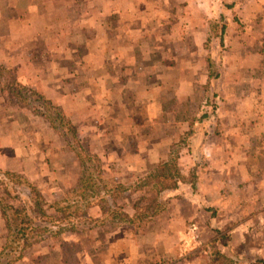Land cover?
I'll return each instance as SVG.
<instances>
[{
	"label": "crops",
	"instance_id": "crops-1",
	"mask_svg": "<svg viewBox=\"0 0 264 264\" xmlns=\"http://www.w3.org/2000/svg\"><path fill=\"white\" fill-rule=\"evenodd\" d=\"M28 2L0 8L5 19L20 9L31 27L19 33L0 21V82L43 55L30 73L58 76L42 95L60 105L106 174L134 179L178 150L182 171L196 179L169 190L167 209L144 231L75 228L12 264H200L187 254L206 237L223 245L216 252L225 264H264V0ZM221 18L222 42L208 40ZM13 42L33 45L12 56L3 43ZM1 91L0 168L24 174L50 201L62 198L77 183L75 152L46 118ZM134 199L120 202L130 215ZM86 216L103 213L92 206ZM5 238L0 211V264L11 258Z\"/></svg>",
	"mask_w": 264,
	"mask_h": 264
},
{
	"label": "trees",
	"instance_id": "trees-1",
	"mask_svg": "<svg viewBox=\"0 0 264 264\" xmlns=\"http://www.w3.org/2000/svg\"><path fill=\"white\" fill-rule=\"evenodd\" d=\"M224 33L226 25L221 18L220 22L211 25L208 40L215 36L222 42ZM37 95L45 105L36 106V113L45 117L75 152L77 183L65 196L50 201L24 174L0 168V211L6 224L4 247L6 254L11 255L5 264H12L23 257L24 252L36 242L46 238L62 241L65 233L75 228L132 225L136 231L144 230L167 209L165 194L169 190L176 189L187 178L196 179L194 172L187 176L184 174L179 163V151L176 150L169 159L160 162L144 176L132 182H117L105 173L98 155L83 146L76 128L63 111L49 103L42 94ZM25 106L35 107L31 104ZM57 119H61V125L56 123ZM132 195L136 196L133 201L135 212L130 215L120 201ZM92 206L101 208V218L86 216ZM65 244L66 250L73 256L76 252L74 245Z\"/></svg>",
	"mask_w": 264,
	"mask_h": 264
},
{
	"label": "rangeland",
	"instance_id": "rangeland-1",
	"mask_svg": "<svg viewBox=\"0 0 264 264\" xmlns=\"http://www.w3.org/2000/svg\"><path fill=\"white\" fill-rule=\"evenodd\" d=\"M5 1L6 0H0V8L4 5ZM12 1H13V3H12L13 6H15V4H18V5L21 4L22 5V3L24 1L26 2V0H12ZM28 1H29L28 3H30V2H33L34 0H28ZM12 14H14L13 16H16L17 19H13ZM20 14H21L20 9L16 10V7L13 9V11H9L7 9L5 11V17L6 16L7 17L10 16L11 18L9 19V18L6 17L7 19H5L4 16H3V13L1 12L0 21L3 20V22H6L7 24H11L12 27H13V30L16 31V32H19V33H21L23 30H27V31L30 30L31 27H29L27 29V28H25L24 23H21V20H20V17H19ZM23 22H24V20H23ZM4 28H5L4 23L3 24L0 23V29L4 30ZM31 45H33V44L32 43H28V42H25V43H22V42L14 43L13 42V43L8 44L7 46H6L5 43H3V48H6L8 53L11 52L12 56H13V54H15V56H16V55H19L20 53L25 54V51L30 50ZM0 52H1L0 54H2L3 50L1 49ZM30 54L34 55L33 50L30 51ZM15 56L13 58V61L19 62V61L22 60L21 58H15ZM0 61L5 62V59H1ZM2 62H0V63H2ZM30 62L32 63L30 65L31 68L27 67L26 64L22 68V70H27V72H28L27 74H25V71L23 72L24 74L21 73L22 71L21 72H17L15 70V68H14L13 71H15L16 75H13V76L10 75V77H8V75H4V77L6 79H4L3 81L1 80L0 89H2L1 92H2L3 96H6L7 98H9L10 100H12L13 102L16 103V104L12 103L13 105H17L19 107L21 106L22 111L23 110H25V111L26 110H31L33 113L38 115L41 119H44L45 117H43L40 114L36 113V106H42L41 104L45 105V103L43 102V99H39L37 94L40 95V94L44 93L42 91V89H41V86H42L43 82L45 84L48 82L50 84V86L52 87V89H53L52 81L53 82H58V76H55V78H54L53 75L49 76V75H42V73L41 74H32V73H30V71L35 70V68H39V67H43L44 66L43 64L45 62L43 61V55L41 57H39V58L34 57L33 59L30 60ZM1 70H3V69L0 68V73H1ZM61 77L62 76H59V78L62 80ZM44 97L46 98V100L49 103H51L55 107H58V108L60 107V105H58L56 102H55L56 103L55 104L54 101L51 98H48V97H50L49 94L47 96L45 95ZM25 104H31V105H34L35 107H27V106H25ZM53 111H55V110H53ZM20 112H19V114H20ZM66 117L68 118V116H66ZM60 120L57 119V121H56V123L59 124V125H61L60 124ZM83 146L85 148H87L88 150H90V146L85 141L83 142ZM109 177L114 179V176L110 175ZM139 177H141V176H137L134 179L125 178L123 181L124 182H132V181L136 180ZM114 180H116V179H114ZM132 196H135V195H132ZM132 196H127L124 199H130L131 198V200H132ZM135 199H136V196H135ZM166 201L168 202L169 199H166ZM141 231H144V230H141ZM135 232L138 233L139 231H135ZM205 240L208 241V237H206ZM207 241L203 242L205 244H201L198 249H196L193 252H190L189 254H187V257L191 256V257L196 258L195 260H198V262L200 264H225L226 260H228V258L220 255V254L223 253V249H220V248H223V245L219 244L218 246H216L215 244L212 243L213 241H209V242H207ZM214 241H217V240H214ZM220 242H227L226 237H224ZM217 250H219L222 253L218 254L216 252ZM185 257H182V258H185ZM177 259L178 260H176V262L174 264H181V261L179 260L181 258H177ZM158 264H164V263H158Z\"/></svg>",
	"mask_w": 264,
	"mask_h": 264
}]
</instances>
